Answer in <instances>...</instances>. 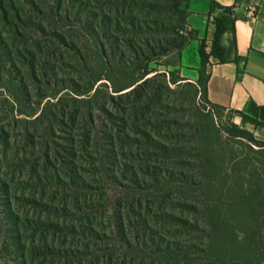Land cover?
I'll return each mask as SVG.
<instances>
[{
	"label": "rangeland",
	"instance_id": "rangeland-1",
	"mask_svg": "<svg viewBox=\"0 0 264 264\" xmlns=\"http://www.w3.org/2000/svg\"><path fill=\"white\" fill-rule=\"evenodd\" d=\"M172 4H22L42 27L0 39V264H264V125L204 99Z\"/></svg>",
	"mask_w": 264,
	"mask_h": 264
},
{
	"label": "crops",
	"instance_id": "crops-1",
	"mask_svg": "<svg viewBox=\"0 0 264 264\" xmlns=\"http://www.w3.org/2000/svg\"><path fill=\"white\" fill-rule=\"evenodd\" d=\"M183 6L191 37L183 46L181 64L188 47L197 48L199 54L203 42L210 52L215 20H221L228 27L225 32L232 33L235 57L224 58L223 32L224 61L209 55L205 62L207 101L264 123V0H183ZM249 8L255 10L252 18L244 16ZM189 66L197 69L200 63L190 61Z\"/></svg>",
	"mask_w": 264,
	"mask_h": 264
},
{
	"label": "trees",
	"instance_id": "trees-1",
	"mask_svg": "<svg viewBox=\"0 0 264 264\" xmlns=\"http://www.w3.org/2000/svg\"><path fill=\"white\" fill-rule=\"evenodd\" d=\"M172 2H173V4H172L173 8H175V10L181 16L182 21L185 22V18H186V11L185 10H186V8L183 6V0H172ZM22 4H34V0H0V31L2 30L1 27H5L8 25L11 28V30H7L9 32V36H6L5 38L0 37V39L17 40V38L21 39V38L25 37L24 30L27 28H32L34 26L33 28H36V30L41 29V27H42L41 22L40 23H37V22L34 23V21L29 16V14L31 13V8L29 7L28 10H26ZM40 12H41L40 10H37V13H40ZM43 13H44V11H43ZM32 22L34 24H31ZM227 29H228V27L223 25L221 20H215V34H213V43H212V47H211L210 52L207 53L205 51L203 42H201L200 46H199V54H200L199 57L201 59L202 65L206 62L207 57L209 55H213V57L218 58L220 61H224V59H223V51L224 50L222 49V46L220 45V35L223 32H225V30H227ZM181 39H182V37H181ZM60 40L62 41L61 37H60ZM182 40H183V43H181V45H180L181 47H183L187 42L185 39H182ZM35 47L37 50L40 49V46L38 44H35ZM2 50H3V48H2ZM0 51H1V49H0ZM5 54H7V53H5ZM4 60H6L5 57H4ZM5 62H7V61H5ZM30 63L33 65L32 57L30 59ZM4 67H5V65L0 66V71L5 70ZM202 85H203L202 93L204 95V99L207 101L206 89H205V78H204ZM241 115L243 118L251 120L258 125H264V123L257 121L255 118L248 117V116H245L243 114H241ZM16 226H17V224L13 220V222L10 223V225L8 226V229L10 228L11 230L13 229L14 231H16ZM15 239H17L16 235H15ZM16 242L18 243V241H16Z\"/></svg>",
	"mask_w": 264,
	"mask_h": 264
},
{
	"label": "water",
	"instance_id": "water-1",
	"mask_svg": "<svg viewBox=\"0 0 264 264\" xmlns=\"http://www.w3.org/2000/svg\"><path fill=\"white\" fill-rule=\"evenodd\" d=\"M221 44L225 48L224 58L226 60H232L235 57V49L231 32H225L222 34Z\"/></svg>",
	"mask_w": 264,
	"mask_h": 264
},
{
	"label": "built area",
	"instance_id": "built-area-1",
	"mask_svg": "<svg viewBox=\"0 0 264 264\" xmlns=\"http://www.w3.org/2000/svg\"><path fill=\"white\" fill-rule=\"evenodd\" d=\"M254 13H255V10L249 8V9L246 10V12H244V16H245V17H248V18H249V17L252 18V17H254V15H255ZM225 109H226V110H229V108H227V107H225Z\"/></svg>",
	"mask_w": 264,
	"mask_h": 264
}]
</instances>
